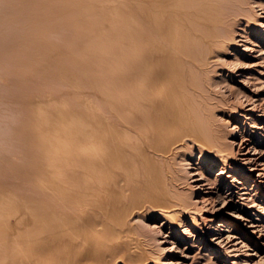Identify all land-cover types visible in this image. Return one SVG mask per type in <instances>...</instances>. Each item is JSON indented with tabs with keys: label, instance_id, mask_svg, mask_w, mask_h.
Instances as JSON below:
<instances>
[{
	"label": "bare ground",
	"instance_id": "obj_1",
	"mask_svg": "<svg viewBox=\"0 0 264 264\" xmlns=\"http://www.w3.org/2000/svg\"><path fill=\"white\" fill-rule=\"evenodd\" d=\"M18 1H19V3H21L20 4L21 6H23L24 3L27 2V4L29 6L27 4H25L28 6V7L26 6L27 8H25V9L27 10L29 8V10H27V11H29L31 13V16H30V13H28V17L30 16L28 19L30 20V18H32L31 24H28L29 27L27 26V29L30 28V29H28L29 33L27 30L21 29L22 31L23 30L27 31V33L23 32L24 34L22 36H19L20 37L19 42H18L19 37L14 36L16 33H14V31L10 32L11 35L14 33L13 36L16 38V41H17V43L14 42L15 44H13L12 41L10 43L15 45V50L20 51V52L22 51L21 53H23V52H25L24 49L27 47L26 46L24 48L25 45L28 44V46L31 47V45H36V43H38V41L36 40L38 38H37L35 31L36 32L39 31L37 29L39 28L38 26L41 25L40 20L42 19V21H43V19H46V18H47V21L50 20V18L54 19L55 18V16H54L55 12L53 11L54 10L53 0H30V1L28 0L26 2H25V0H18ZM61 1H62L61 5H63V7L65 6V8H66V4H67L66 0H61ZM107 1H109V0H107ZM123 1H127V0H123ZM227 1L229 2V0H227ZM6 2H7V0H6ZM6 2H5V4H6ZM10 2L12 3L13 1H10ZM72 2H73V0H72ZM76 2H77V0H76ZM84 2H85V0H84ZM222 2H223L222 0H215L214 6L212 8L210 6V8H209L210 13L206 12L205 9L207 8V6L206 5L204 6L203 4H201L202 6L198 9L197 8H191L190 12H188V14H187L190 26H188V29H187L188 32H186L185 31L186 29L184 28L185 29L184 32H186V34H183L182 27L177 22V17L175 16V13L173 12L174 11L173 5L169 4V2H167V0H129L130 6L127 5V8H128V6L131 7L132 18L134 19V21L132 23V27H129L130 23L128 26V28H131V34H127V33L126 34L129 36L130 35L132 36L131 38L133 40L130 39L131 43H129L128 45L134 49V52H135V54H137V56H136V64L133 63L134 68L132 67L131 70L129 69L130 70L129 74H131V75H129L128 73L124 74L123 71L122 72L119 71L120 73L124 74L123 75L124 79L123 80L120 79V80H122V82L120 83V81H119V83H117V85L118 84H120V85L115 88V97L118 96L119 99H120V97H125L127 99L124 103L116 105V107H115V121L117 122V123L115 122L116 124H114L115 128L114 127H108L109 125H107V123L108 124L112 123V121L106 122V120H105L106 117L103 116L105 118L104 119L102 117V115H100L101 113L98 112V110L96 108L89 106V104H84V102L81 100L82 98L75 96V95H72V94H71L72 97H70L67 92L66 93L68 95L56 97V102H55V104H57L56 108L60 113H62L63 116L67 117L66 123L69 126L82 125L84 123H88L90 126L88 129H83V130L79 129L80 132L79 131L77 132V130H76L79 127L76 129H73L74 130V131H72L73 133H70V135H67L69 137L66 136L67 137L66 143H68L67 144L68 149L65 151L67 153L66 156H68V157H67L65 162H66V165H68V164L71 165L70 166V175H67L64 177H57V178H56V176H54L55 179L54 178L53 179H54L55 184L51 183V185L55 186L52 188H56V190H54L52 192H47V191L43 192L42 191V192L38 193L37 189H39V188L35 186L36 185L34 183L35 179H34V181L32 180L33 182L31 184L28 183V185H27V182L21 181L23 179V178L20 179L21 175H20V177L19 176L15 177L14 176L15 172L11 173L13 175H11L10 173L6 174V171L7 172L11 171L12 168L9 167L10 170H8V168H6V167H8V164L5 165V164L1 163V165H0V264H149L151 262H153L154 264H158V263L162 264V261H160L159 258L155 259L154 257H152V258H154V259H152L150 257V254H148V253L151 250L149 252H147V250H146L147 248H144L143 243H142L144 241V239L142 241L141 240L142 238L140 237L143 234H141V232H140V234H141L140 236H138V237L135 236V233L137 231L135 228L137 226H139L140 222H141V221L138 222L139 223V225H138L136 221H139V219H142L146 213L156 214V215L160 214L161 219L164 220L165 223L167 222V223H170L172 225V227L170 229L175 230V228L177 226H179V223H178L179 221L178 222L176 221V215H177L176 213H179L180 216H182V218L184 220L187 219L189 221V219H191V220H193L194 223L196 222V218H195L196 216L193 217L194 214H192V212H194V211L191 209V206H190L191 203H189L190 205H188L187 204L188 202L185 204V203H182L181 201H179V199L181 200V198L178 197L179 196L178 194H177L178 195L177 197L179 199H176L175 194L173 195L171 192L172 187H173V189L176 187V186L172 185L173 184V179H172L173 176H171L169 171L162 169L160 167V164L162 162H166L169 159V157L176 156L179 152L182 153L183 148L184 149L185 148H192V149H195L196 151H198L200 154L199 164L205 170H207L208 167L215 168L219 162L222 163V168L219 171L218 176H222V177H220V183L221 184L225 183L227 185L226 189L228 190V192L226 193L228 196V198L226 199L227 203H226V201H223L222 202L223 206H225L226 204H229V203L231 205L234 198H236L237 201L249 200L248 197L247 198L245 197L246 195L249 194L248 192H246V190L251 189L252 186L247 187V182L245 183V182L241 181V180H244V178L241 175V172H239L236 169L230 168L229 165H227V161L231 160L234 156L233 151L235 152V150H233V145L236 142L235 143L232 142L229 145V143H228L229 141L226 140L227 139L226 135L222 132L223 130L221 129L219 122H217L219 120H216L217 117L215 118V114H214L215 112H217V113H222V115L224 114V116H227L228 111L232 114H235V112L237 110L236 111H230V108H232V106L229 107V109H227L226 106H224V108H223L222 106H219L223 103L219 102L220 104L218 103V105H217L215 102H213L214 100L211 101L212 100L211 97H209V99L211 98V100L207 99L208 96H212V94L215 92V90L213 93L209 92L211 95H208V93H207L208 90L206 91V89H203L205 94L203 93V90H202L203 95L200 94L201 92L199 93V95L195 94V99H196L197 105H196L195 110L190 112V109L188 108L189 106L187 105V100H186V103H185V100H183V98H184L183 93L184 92H182L180 85H179L180 81L178 80V76H179L177 73L178 69H176V66L174 65L173 60H172L176 56V54L180 52V54H183L187 59H189L188 61H190V64H192L193 67L195 66L197 69L204 71L205 69L209 68V65L211 62L212 63L217 62L216 60H218L220 58V56L218 58L217 55H223L224 51L226 52L229 50L230 42H233L235 40L234 30H235V24L237 25L238 22L236 23V21H235V23H234V21H232L231 17L229 16V14L231 15L232 13H234L233 11L231 13L228 12L229 9L231 11L230 6L228 7L229 9L227 8V10H226L229 14L225 13V11H223V8H222L223 6L221 7V5L225 2H223V3ZM230 2H231V0H230ZM122 3L123 2L121 1V4L118 2L116 4L123 5ZM126 3L128 4V2H126ZM68 4H69V2H68ZM226 5L228 6L227 2H226ZM82 6H80V7H82ZM107 6H109V5H107ZM227 6H225V7H227ZM225 7H224V9H225ZM77 8H78V6H77ZM121 8H123V7H121ZM22 9L24 10V8H22ZM22 9H19L21 13L23 11ZM63 9H60V10H62L61 13H63L65 15L66 10H63ZM111 9H113V8H111ZM10 10L11 9H9V11ZM15 10H18V9H15ZM87 10H88V8H87ZM120 10H122V9H120ZM85 11H86V9H85ZM123 11H122V13H124ZM4 12H6V11H3V13ZM32 12H33V15H32ZM46 12H48V14ZM52 12H54L53 13L54 18L52 17ZM21 13H20V15H22ZM91 13H93V11ZM4 14H6V13H4ZM16 15H18V14H16ZM26 15L24 13V16H26ZM109 15H111V14H109ZM232 15H233V18L237 19L236 16L234 17L235 13ZM12 16H10V17H12ZM123 16H125V15H123ZM123 16H119V17L124 18ZM7 17H9L8 14H7ZM57 18L60 19V17H57ZM128 18L129 17H127V19ZM14 19H17V18H14ZM24 19L26 20V18H24ZM6 20L8 22V19H6ZM19 20H21V19H19ZM22 20H23V18H22ZM62 20H63V17H62ZM75 20H76V18H75ZM34 21L36 23H34ZM123 21H125V20H123ZM10 22H11V20H10ZM51 22H49V25ZM58 22L59 21H56V23H58ZM79 22L80 21L78 20V23ZM15 23L18 24L17 22H15ZM15 23H14V25H15ZM19 23H21V22H19ZM44 23H45V21H44ZM25 24L27 25V22ZM31 25L33 27H31ZM49 25H48V27H49V29H51V26H49ZM67 25H68V23H67ZM71 25H72V23H71ZM7 26H8V24H7ZM16 26L20 27L19 25H16ZM22 26H23V24L21 25L20 28H23V27L26 28V26H23V27ZM63 26H62V28H63ZM73 26L74 25H72V27ZM48 27L46 26V28H48ZM67 27H69V26H67ZM78 27H80V26H78ZM10 28L12 29V27H10ZM15 29H12V30H15ZM41 30L42 29H40V31ZM74 30H76V29L74 28ZM18 31H16V32H18ZM22 31L19 32V34L20 33L22 34ZM126 31L130 32V29L126 30ZM63 32H65V30ZM40 33H38V34H40ZM79 33H81V32H78V35H79ZM28 34H30V35H28ZM43 34H45V33H43ZM16 35H18V33ZM13 36L10 37L11 38L10 40H13ZM0 38H2V37H0ZM125 39H127V38H125ZM180 40L182 42H180ZM237 40H236V42H238ZM129 41L127 39V43ZM45 42H46V40H45ZM61 42L63 43V41H61ZM61 42L59 41L58 43H61ZM236 42H234V43H236ZM243 42H245V41H243ZM7 43H9V42H7ZM50 43H49V45H50ZM58 43H57V45H58ZM125 43H126V40H125ZM125 43H124V45H125ZM3 44H4V42H3ZM12 44L11 45L8 44L10 49L9 48L7 49L6 47H4L8 50V51H6V49H5L6 54L8 52L10 53V51L13 52V49L11 50V48H13ZM42 44H44V42ZM1 45H2V43H1ZM128 45L126 46L127 48L129 47ZM30 47H29V49H30ZM66 47H67V45H66ZM31 49H33V47H31ZM33 50H35V49H33ZM33 50L31 52H33ZM42 50H40V51H42ZM40 51L37 50L38 55H39ZM222 51H223V53H222ZM27 52H30V50ZM60 52H61V50H60ZM47 53H48V51H47ZM128 53H131L130 50ZM0 54H1V52H0ZM10 54H12V53H10ZM14 54H15V52H14ZM131 54H133V53H131ZM7 55H9V54H7ZM1 56L3 58V56H5V55H1ZM6 56H5V58H6ZM36 57L34 59H32L33 61L31 59H29V62H27L26 59L23 60L22 58H19V61H17V62H19L17 69H16V65L15 66L13 65L14 64V63H12L13 61H11V64L16 69L13 72L16 73V71H17L18 74L17 73L15 74L12 72H11L12 74L10 73L11 77L18 75V76H20L21 80L25 79L23 81H27L29 79H32L31 86L27 85L28 84V82H27V84H25V87H24L26 89V87L28 86L27 87L28 90L27 89L26 90L24 89V90L27 91L28 94H30L29 96L28 95H26V96H28V98L30 97L31 99L30 98L29 99L31 101L26 100L27 103H26V101H24L25 102L24 103V102H22L21 98H19V99L15 98L14 100L12 98L13 101L11 100L13 102V105L14 104L17 105V108L19 109V111L21 109H23V111L26 110V112L28 111V113H30L29 115H27V113H26L27 117L26 116L25 117L28 120L27 125L29 127H31L32 129L35 127V121H34L35 119L33 118V116L35 117L34 114H36L35 118H38L39 116L37 117V115H38L37 112H35V113L33 112V108L35 109L36 108L35 105H38V104H35V102L32 101L33 96L31 93H33V91L35 90V87L39 86V85L36 86V83L39 80V78L36 75L37 73L32 74V75H30L31 74L30 73V74L26 75L25 71L23 69H25V67H27V68L30 67V68H32V70L35 69V63H36V61H38L36 59ZM230 57H232V56H230ZM7 58H9V57H7ZM216 58H218V59H216ZM235 58H237V57H235ZM0 59H1V57H0ZM126 59H127V57H126ZM221 59H223V58H221ZM30 60H31V62H30ZM121 61H122V59H121ZM134 61H135V59H133V62ZM43 62H44V60H43ZM124 63H125V60H124ZM127 63L129 64V62H127ZM220 63H221V61H220ZM239 64H241V63H239ZM8 65L5 68L8 69L9 68ZM13 66L11 68H13ZM38 66H40V65H38ZM123 66L125 67V64ZM130 66H132V64ZM3 67H4V65H3ZM213 67H215V66H212L211 68H213ZM236 67H237V65H236ZM68 68H69V66H68ZM126 68H124L123 70H125ZM184 68H185V66H184ZM240 68H242V67L240 66ZM7 69H6V71H7ZM119 69H122V68H119ZM214 70H216V68H214ZM211 71H210V73H211ZM8 72H10V71H8ZM8 72H6V74H9ZM30 72H31V70H30ZM119 72L117 71V73H119ZM126 72L127 71L125 70V73ZM220 72H221V69H220ZM117 73L115 76L118 75ZM216 73H215V75H216ZM51 74H53V73H51ZM9 75H8V77H9ZM119 75H121V74H119ZM217 75H218V73H217ZM18 76L16 78H18ZM211 76L209 75V77H211ZM11 77H9L8 79L11 80V82H12V80H14V79L13 78L10 79ZM207 77H208V75H207ZM207 77L201 78L203 81L202 84L205 88H209L211 90L210 87L213 85L212 84L213 82L210 84L211 80H209V83H208ZM212 77H214V76H212ZM35 78H38V80ZM16 81H17V79H16ZM43 81L44 80L42 79L41 85H43ZM19 82H21V81H19ZM44 82L46 83V81H44ZM194 82H195V80H194ZM199 82L201 83V80H199ZM16 83L17 82H15L14 84H16ZM21 83H23V82H21ZM24 83H26V82H24ZM8 84H11V83H8ZM38 84H40V82ZM220 84H217L216 90H217L218 85H220ZM18 85H19V83H18ZM21 85H20V87L23 90L22 86H24V85H22V86ZM48 85H50V82ZM52 85H50V86H52ZM44 87H48V86H44ZM44 87H41V88L38 87V91L40 92L41 90H43ZM220 87H222V86L220 85ZM5 88L7 89V87H5ZM50 88H48V89L45 88V90H47V92H48ZM11 89H10L11 92L7 93V95L11 94L13 92ZM17 89H18V91H20L19 88H17ZM17 89L15 88V90H14L16 94H18V92L16 91ZM52 89L50 91H53ZM214 89H215V87H214ZM36 90H37V88H36ZM5 91H7V90H5ZM50 91L48 93L52 94L53 92H50ZM22 92H19V94H21ZM27 92H25V93H27ZM60 92H61V90H60ZM220 92H222V90ZM25 93H24V95H25ZM63 93H65V92H63ZM5 94H6V92H5ZM35 94H34V96H35ZM43 94H44L43 92H42V94L39 93V95L42 96L41 98L44 99L46 97L45 95H47V94H46V92H45V95H43ZM51 94L48 95V97L51 96ZM60 94H62V93H60ZM215 94H217V96L219 95V93H214V96H215ZM7 95H5V96H7ZM230 95L233 96L234 93H231ZM16 96H18V95H16ZM22 96L19 95V97H22ZM43 96H45V97H43ZM214 96H212V97L216 98V96L215 97ZM220 96H221V93H220ZM222 96H223V94H222ZM12 97H14V96L12 95ZM25 97H23V100H25L24 99ZM37 97H40V96L37 95ZM37 97H36V99H37ZM118 97H116V98L118 99ZM223 97L226 98V96H223ZM41 98H39V99H41ZM52 98H54V97H52ZM224 98H223V100H224ZM242 98H244V97H242ZM248 98H249V96L248 97L246 96L244 101H246L247 104H250V103H248V102H250ZM7 99H9V98H7ZM51 99H49L50 102H51ZM195 99H194V102H195ZM216 99H218V98H216ZM219 99H221V98H219ZM34 100H35V97H34ZM44 100H46V99H44ZM221 100H218V101H221ZM225 100H227V99H225ZM47 101H48V99H47ZM39 102H40V100H39ZM50 102H49V104H50ZM116 102H117V100H116ZM118 102H120V100H118ZM189 102H190V100H189ZM260 102H262V100ZM4 103H6V102L4 101ZM22 103H24L25 105L27 104V105L24 106V104L22 105ZM45 103H46V101H45ZM45 103H43V104H45ZM194 104H196V103H194ZM228 104H229V102L227 103V106H228ZM253 104H256V103H253ZM6 105H9L8 102ZM13 105H11V106H13ZM242 105H243V103H242ZM244 105H245V102H244ZM261 105L260 104L259 105H253L252 107L249 105L250 108H247L246 111L252 112V114L254 116L257 112L261 113L256 118H260V122L264 124V111L261 110V108H260ZM11 106H8V107H10L12 109ZM45 106H46V104H45ZM45 106H42V107L45 108ZM245 106H247V105H245ZM40 107H41V105H40ZM40 107L38 105V109ZM46 107H48V106H46ZM240 107H241V105H240ZM17 108H16V110H17ZM234 108H236V107H234ZM262 108L264 109V107H262ZM106 109H107V107H106ZM6 110H7V108L5 109V111ZM46 110H44V111H46ZM125 110H128V111L131 110L132 113L133 112L135 113V111H136L138 113V119H137V121L135 120L136 122L134 125L136 127L135 129L134 128L132 129L131 125H130V128L127 127V125L124 123H127L128 120H126V121L122 120L118 116V111H125ZM191 110H192V108H191ZM44 111H43V113H44ZM53 112H54V110H53ZM8 113H9V111H8ZM32 113H33V115H32ZM124 113L128 114L127 112H123L122 114H124ZM120 116L122 117V115H120ZM41 117H42V115H41ZM111 117H113V116H111ZM128 117L130 118V115ZM39 119H40V117H39ZM42 119H44V118H42ZM230 119L233 120L234 116L233 115H232V117L230 116ZM39 121L41 122V120H39ZM49 121H52V120L49 119ZM129 121H130V119H129ZM131 122H134V121L131 120ZM220 122H222V121H220ZM227 123H228V121H227ZM4 124H5V122H4ZM37 124L38 123H36V125ZM131 124L133 125V123H131ZM111 125H113V124H111ZM124 125H126V126H124ZM44 126H46V125H44ZM1 128H0V130H1ZM258 128H260V127H258ZM5 131H7V130L5 129ZM18 131L19 130L15 129V130H13V133L14 132L18 133ZM20 131H22V130H20ZM36 131L34 130V132H36ZM10 132H12V131H10ZM24 132H25V130H24ZM34 132H33V134H34ZM254 132L255 131H249L248 130L247 133H248V135H250V134H253ZM0 133H2V132H0ZM7 133H8V131H7ZM7 133L5 134L6 136L8 135ZM26 133H28V132H26ZM238 133H239V130L234 129L232 131V133L230 134V137L228 136V138L235 139V138H237ZM19 134H21V133H19ZM16 137H19V136H16ZM28 137L30 138V141H33L34 135H30ZM3 140H4V138H3ZM247 141H248V137L243 135L240 139V142L238 143L239 146L242 145V147H243L241 151L245 150V145H246ZM255 141H256V138H253L252 143L254 144ZM15 142H16V140H15ZM25 143L26 142L19 143V144H25ZM231 144H232V147H230ZM13 145H16V144L13 143L12 146ZM13 147L15 150V146H13ZM236 147H238V146H236ZM17 150H18V147H17ZM251 150H250L251 153H249V150H246V152L244 151L245 153L243 152L244 153L243 156H246V157L244 159L242 158V160H245L244 161L245 164L249 165L247 172H249L251 174H255L257 172L256 176H258L259 179H264V163L262 162V161H264L263 160L264 150L262 151L259 149V151H261V152H258L256 150V146L252 147ZM4 151H6V150H4ZM3 154H5V153H3ZM13 154L16 155L15 152H13ZM1 155H2V153H1ZM21 156H23V155H21ZM21 156H20V158H21ZM1 157H0V159H2ZM28 157L29 156H27V158ZM53 157H55V155ZM88 157H91L92 160H94V162H91L92 160L90 161V159ZM2 160H6V158L2 159ZM87 160H89L90 162L86 163V162H88ZM13 161H14V159H13ZM179 161L183 162L184 159H182V160L180 159ZM15 163H17V162H15ZM63 163H64V160H63ZM45 164H47V163H45ZM61 164H62V162H61ZM177 165H178V162H177V164H174L173 166L176 168ZM88 166H89V169H87ZM166 166L168 167V165H165L164 167H166ZM173 166H172V168H174ZM16 167H18V166H16ZM16 167H14V168L16 169ZM56 167L58 169V163H57ZM60 167H61V165H60ZM177 167H179V166H177ZM27 168H29V167H27ZM175 168H174V170H175ZM43 169H44V167H43ZM67 169H68V167H67ZM67 169H65V170H67ZM171 170H173V169H171ZM177 170H179V169H177ZM227 170L232 171L234 173V177H231L229 175L230 173L227 172ZM33 171H34V169H33ZM210 172H211V170H210ZM18 173H19V171H18ZM55 174H56V172H55ZM37 175H39V174H37ZM57 176H58V174H57ZM174 176H175V174H174ZM32 178H33V176H32ZM174 178H176V176ZM227 178H231L230 181L227 180ZM246 178L247 177H245V179ZM42 179H44V178H42ZM178 181H181V178ZM254 182L260 183L261 181L256 180ZM183 183L181 182V184H179V185L181 186ZM51 185H50V187H51ZM166 186H167V188L169 187V189L171 191L168 192ZM199 186H205V185H204V183H202V185H199ZM197 187L198 186H196V188ZM198 188H202V187H198ZM207 188H209V187H203L201 189L202 191H200V192L206 191L205 193L208 195H215V196L219 195V190H220L219 188L215 187L213 189V191L206 190ZM263 189H264V187H263ZM239 191H241V192H239ZM179 192H181V190ZM36 198L41 200L40 204H36ZM185 200H187L186 197H185ZM251 206H255V205H251ZM198 216H199V214H198ZM232 219H237L236 221L237 222L240 221V223H244L246 221V226H248V228L251 229L250 234L257 235V233L264 231V229L262 230L261 226H259L257 224V222L260 220L259 218H254V219L250 220L251 218L247 219L241 215H233ZM135 224H137V226ZM196 225H197V223H196ZM134 226H136V227L134 228ZM220 226H223V225H219V227ZM141 228H142V226H140L139 231L141 230ZM139 231H137V234L139 233ZM225 231L226 232L230 231L233 233V235H235V233H236L235 230L232 231L231 227L228 230L227 229L221 230L218 228V229L212 230L213 235L210 238L203 237L200 240V244L203 245L202 250H204L205 248L211 247L215 244L219 248H222L221 251H216L215 249L214 250L212 249L213 250L212 254L214 256L213 257L214 259L217 258L218 256H221V255L223 256L224 254H227L228 256H233L230 254L235 251V249H232V248L235 247L237 244V243H233L237 239V237L236 236L233 237V235H232L231 239L228 238V240L224 243L225 237H224L223 232H225ZM169 234L173 235V232H170ZM182 234H183V237H181L180 242H184L185 244H188L191 241L197 240L198 236L201 234V230L199 228H197V226H195V224H194L192 226V228L184 229V231H182ZM146 236H147V234H146ZM142 237L143 238L145 237V232H144V236H142ZM146 240H147V238L145 239V242H146ZM147 242H148V240H147ZM146 247H149V246H146ZM186 249H187V247H186ZM183 253H184V251H183ZM184 256H186V255H184ZM200 256H202V254ZM200 256L198 258H200ZM208 260H210V259H208ZM163 264H174V263L172 261H167Z\"/></svg>",
	"mask_w": 264,
	"mask_h": 264
},
{
	"label": "rangeland",
	"instance_id": "obj_2",
	"mask_svg": "<svg viewBox=\"0 0 264 264\" xmlns=\"http://www.w3.org/2000/svg\"><path fill=\"white\" fill-rule=\"evenodd\" d=\"M10 1H13V2L11 3ZM26 1H28V0H25V2ZM121 1L123 2L122 4L124 6L120 5ZM121 1L120 0H118V1L117 0L116 1L115 0H109V1H107V0H91V1L87 0L86 1L85 0V2H84V0H77V2H76V0H73V2H72V0H66L67 4H66V8H65V6L63 7V5H61V2H62L61 0H55V1L53 0V8H54L53 11L55 13L52 12V17L54 18V16H55V18L54 19L50 18V20H48V21H47V18L43 19V21H42V19L40 20V24L42 26L39 24L40 26H38L39 28L37 29L39 31H37V32L35 31L37 38H38V39H36L38 41V43H36L37 46L31 45V47H33V49H35V50L31 49V47L28 46V44H27L24 46V48L26 46L27 47L25 49L23 48L25 50V52L21 53L22 51L20 52V51L15 50V45H13V44H15L14 42L17 43L16 38H15L16 36H18V37L22 36L25 32L27 33L28 29H30V28L27 29V26L29 27L28 24H31V21H32L31 20L32 18H30V20L28 19L31 16V13L29 11H27V10H29V8L27 10L25 9L29 5L26 2V3H24V5H23L24 7H23L20 5L21 3H19L18 0H7V2H6V0H0V32L2 31L0 33V37H2V38H0V52H1V54H0V57H1V59H0V63H1L0 64V76H1L0 77V99L2 98L0 100V122H1L0 128L2 127L0 130V132H2V133H0V137H1L0 138V157L2 156L1 157L2 159L6 158V160L0 159V161H1L0 165H1V163L5 164V165L8 164V167H6V168H8V170H10V168H12L11 169L12 172L6 171V174L7 173L11 174V173L15 172L14 173L15 177H18V176L20 177V175H21L20 179H22V178L24 179V180L22 179L21 181L27 182V185H28V183L31 184L35 179V181H34V183L36 184L35 186L38 187L40 190L42 189L41 191L39 189H37L38 193L42 192V191L43 192H46V191L52 192V191L56 190V188H52L55 186L51 185V183H54V179H55L54 176H56V178H57V177H64V176L70 175V166L71 165L70 164L66 165V162H65L67 157H68V156H66L67 153L65 151L68 149V145H67L68 143H66V139L69 136H67V135H70V133H73L72 132V131H74L73 129H76L78 127L79 128L76 129L77 132L79 131V129L80 130L88 129L90 126L88 123H84L82 125L69 126L66 123L67 117L63 116L62 113H60L56 108L57 107L56 106L57 104H55L56 97H59V96L61 97V96L68 95V94L70 97H72L71 94L78 96V97L82 98L81 100L84 102V104H89V106L96 108L98 110V112L101 113L100 115H102V117L105 116L106 119L104 117L103 118L106 120V122L112 121V123H109V124L107 123V125H109L108 127H114L115 126L114 124L117 123L115 121V107H116V105L124 103L127 98L120 97V99H119V97L116 96V97H118V99H117L115 97V88L120 85V84L117 85V83H119V81L121 83L122 80L124 79L123 75L127 74V73L129 74V71L131 70V68L132 67L134 68V64H136V56H137V54H135V52H134V49L128 45L129 43H131V40H133L131 38L132 37L131 35L130 36L127 35V34H131V28H128V26L130 23L129 27H132V23L134 21V19L132 18L131 7H129L130 6L129 0H127V1L121 0ZM222 1L225 2V3L222 2L223 4L221 5V7L223 6L222 7L223 11H225V13H228V12L231 13L233 11L235 13L234 17L236 16V18L238 19L237 20V19L233 18L232 14H234V13H232L231 15L228 13L229 16L231 17V20L234 21V23H235V21H236V23L238 22L237 25L235 24V30H234L235 40L233 42H230L229 50L226 52L224 51V53L222 51L223 55H217L218 58L220 56L219 59L216 58V59H218V60H216L217 62H215V63L211 62L212 64L210 63V65H209L210 69L207 68L204 71L197 69L195 66L193 67V65L190 64V61H188L189 59H187L183 54H180V52L177 53L176 56L172 60H173L174 65L176 66V69H178L177 73L179 75L178 76V80L180 81L179 85H180L182 92H184L183 93V95H184L183 100H185V103L187 100V105L189 106L188 108L190 109V112L194 111L196 108V105H197V102L195 99V94L199 95L200 92H201L200 94H202V95H203V93L205 94L203 89H206V91L208 90V92H207L208 95H211L210 93H213L214 90H215L214 93H219L218 96H217V94H215L216 98H218V99L212 97V96H214V93L212 94V96L207 95L208 96L207 99H209V97H211L212 100H211V98L209 100H211V101L214 100L213 102H215L217 105L219 102L223 103V104L219 105V106H222L223 108H224V106H226L227 109H229V107L232 106V108H230V111H236L237 110L235 112V114H232L228 111L227 116H224V114L222 115V113H217V112H215L214 114H215V118L217 117L216 120H219L217 122H219V125H220L221 129L223 130L222 132L226 135V138H227L226 140L229 141L228 142L229 145L232 142H234V143L236 142L233 145V150H235V152L233 151L234 156L231 160L227 161V165H229L230 168L236 169L239 172H241V175L244 178V180H241V181H243L245 183L247 182V187H251V186L252 187H251V189L246 190V192H248L249 194L246 195L245 197L246 198L248 197L249 200L237 201V199L234 198L231 205L229 203V204H226L225 206H223L222 205L223 201H226V203H227L226 199L228 198V196L226 193L228 192V190L226 189L227 185L225 183H222V184L220 183V177H222V176H218V173L222 168L221 162H219L215 168L208 167L207 170H205L199 164V162H200L199 152L196 151L195 149H192V148H185L187 151L183 148L182 153L179 152L180 153V154L178 153L179 155L177 154L176 156H171V157H169V159L166 162H162L160 164V167L162 169H165V170L170 172L171 176H173L172 177V179H173L172 185L176 186L174 189L172 187V191L169 189V187L167 188V186H166L168 192L171 191L173 195L175 194L176 199L181 198V200L179 199V201H181L182 203L186 204L188 202L187 203L188 205H190L189 203H191L190 206H191V209L194 211V212H192V214H194V216L192 214L191 215L193 217L196 216L195 217L196 222L194 223L193 220H191V219H189V221L187 219L184 220L182 218V216H180L179 213H176L177 214V215L175 214L176 215V221L177 222L179 221L178 222L179 226H177L176 227L177 229L175 228V230L170 229L172 227V225L170 223H167V222L165 223V221L161 219L160 214L156 215V214L146 213L142 219H139V221H136L138 225H139L138 222L141 221L142 223L140 222L139 226H137V224H135L137 227L134 226V228L136 227L135 229L137 231H139L140 226H142V228H141L142 231L140 230L139 233L137 234V231L134 229L136 231L135 236L138 237L141 234H143L142 236H144V232H145L144 238L142 236H140L142 238V239L140 238L142 241L144 239V241L142 242L144 248H147L146 249L147 252H149L151 250L148 253V254H150V257L151 258L154 257L155 259L159 258L160 261H162V264L167 262V261H172L174 264H264V236H263L264 231L257 233V235L250 234L251 229L248 228V226H246V221L244 223H240V221L239 222L236 221L237 219H232L233 215H241L247 219L251 218L250 220H252L254 218H259L260 220L257 222V224L259 226H261L262 230L264 229V189H263L264 179H259L258 176H256L257 172L255 174H251V173L247 172L249 165L245 164V162H244L245 160H242V158L244 159L246 157V156H243L244 153L246 152V150H249V153H251V151H252L251 149L254 146H256V150L258 152H261V151H259V149L262 151L264 150V124L260 122V118H256L261 113L257 112L254 116L252 114V112L246 111L247 108H250V106L252 107L253 105H259V104L260 105L262 104L260 108L262 111H264V109L262 108V107H264L263 106L264 105V36H263L264 35V0H231V2H230V0H229V2L227 0H222ZM5 2L7 5L5 4ZM68 2H69V4H68ZM115 2L116 3L118 2L120 4H116ZM126 2H128V4ZM167 2H169V4H171V5H173V9H174L173 12L175 13V16L177 17V22L181 25L183 34H186V32H188V30H187L188 26H190L187 14H188V12H190L191 8H197L198 9L202 6L201 4H203L204 6L205 5L207 6V8L205 9L206 12H209V8H210V6H211V8L214 6L215 0H172V1L167 0ZM226 2L228 4V6L226 5ZM25 4H27L28 6ZM107 5H109V6H107ZM127 5H129L128 8H127ZM224 5L227 7H225ZM77 6H78V8H77ZM80 6H82V7H80ZM229 6L231 8V11L228 8ZM121 7H123L124 9ZM224 7H225V9H224ZM22 8H24V10ZM84 8L86 9V11ZM87 8H88V10H87ZM111 8H113V9H111ZM227 8L229 9L228 12L226 11ZM9 9H11V10L9 11ZM13 9L14 10L18 9V10L14 11ZM19 9L23 10V11L21 10L22 13L20 12ZM60 9L66 10V12H65L66 16L63 13H61L62 10H60ZM120 9H122V10H120ZM91 10L93 11V13H91L92 12ZM3 11H6V12H4L6 14H4ZM122 11L124 13H122ZM23 12L25 13V15L26 14L27 15L24 16ZM20 13L22 15H20ZM28 13H30L29 17H28ZM46 13L48 14V12H46ZM53 13H54V16H53ZM7 14L9 17H7ZM16 14H18L19 16ZM109 14H111V15H109ZM32 15H33V12H32ZM123 15H125V16H123ZM10 16H12V17H10ZM56 16L60 17V19L57 18ZM119 16H123L124 18L119 17ZM62 17H63V20H62ZM127 17H129V18L127 19ZM14 18H17V19H14ZM18 18L21 20H19ZM22 18L24 21L22 20ZM24 18H26V20ZM75 18H76V20H75ZM6 19H8V22ZM10 20H11V22H10ZM78 20L81 22V23L79 22L80 24L78 23ZM123 20H125V21H123ZM14 21L17 22L18 24H16ZM44 21H45V23H44ZM56 21H59L61 24L59 22L56 23ZM19 22H21V23H19ZM26 22H27V25L25 24ZM49 22H51L50 25H49ZM14 23H15V25H14ZM34 23H36V22L34 21ZM67 23H68V25H67ZM71 23H72V25H74L73 27H72ZM7 24H8V26H7ZM22 24H23V26H26V28L23 26H22L23 28H20ZM16 25H19L20 27H18ZM48 25L51 26V29H49ZM9 26L12 27V29H15V28L16 29L12 30ZM46 26L48 28H46ZM62 26H63V28H62ZM67 26H69V27H67ZM78 26H80V27H78ZM31 27H33V26L31 25ZM74 28L77 31L74 30ZM21 29H24L27 31H24V30L22 31ZM40 29H42L43 31L42 30L40 31ZM129 29H130V32L126 31ZM64 30H65V32H63ZM184 30L186 32H184ZM11 31H14V33H16V34L18 33V35L15 34L14 35L15 37H14L13 36L14 33L12 35L10 34ZM16 31H18V32H16ZM21 31H22V34L21 33L19 34V32H21ZM78 32H81V33H79V35H78ZM28 33H29V31H28ZM38 33H40V34H38ZM43 33H45V34H43ZM28 35H30V34H28ZM11 36H13V40H10ZM125 38H127L128 41L130 39L131 40L127 43V39H125ZM45 40H46V42H45ZM125 40H126V43H125ZM236 40L238 42H236ZM242 40L245 42H243ZM2 41L4 42V44ZM11 41L13 44L10 43ZM19 41H20V37L18 39V42ZM59 41L60 42L63 41V43L62 42H61L62 44L58 43ZM7 42H9V43H7ZM43 42H44V44L45 43L46 44L45 45L42 44ZM123 42L125 43V45ZM180 42H182V41L180 40ZM234 42H236V43H234ZM1 43L3 46L1 45ZM49 43H50V45H49ZM57 43H58V45H57ZM8 44H10V45L12 44V46H13V48H11V50L13 49V52L10 51V53H12V54H10L9 52L7 53L10 56L7 55L5 52V49L9 48ZM126 44L129 46L128 48L126 47L127 46ZM66 45H67V47H66ZM4 47H6V48H4ZM29 47H30V49H29ZM7 49H6V51H8ZM28 49L30 50V52H27V51H29ZM36 49L38 51L43 49L42 51L39 52L40 56L38 55V52ZM32 50H33V52H31ZM60 50H61V52H60ZM129 50L134 55L131 53H128ZM47 51H48V53H47ZM14 52H15V54H14ZM1 55H5V56L7 55V56H6V58H5V56H3V58H2ZM230 56H232V57H230ZM7 57H9V58H7ZM35 57L38 60L35 63V69L32 70V68H30V67L29 68L25 67V69H23L25 71L26 75L30 74V73H31L30 75L37 73L36 75L40 80L39 81L38 78H35L40 82V84H38L39 82L37 81L36 86L37 85H39V86L35 87V90L33 91V93H31L33 96L32 101H34L35 104H38L39 107L41 105V107L39 109H38V105H35L36 106L35 109L33 108V112L34 113L37 112V114H38L37 117L39 116L40 119H39V117L35 118L36 114H34L35 117L33 116V118L35 119L34 120L35 121V127L32 129L31 127H29L27 125L28 120L26 118L27 115H29L30 113H28V111L26 112V110L23 111V109H21L19 111V109L17 108V105L14 104L15 105L14 106L13 102H12L15 98H17V99L21 98L22 102H24L26 100L31 101L30 100L31 98L30 97H29L30 99L28 98V96L30 94H28V92L25 90L26 89L28 90L27 85L31 86L32 79L28 78L29 80L23 81L25 79L21 80L20 76H18V75L17 76L19 79L16 78L17 77L16 75L14 77H11V74L15 73L13 71H15L18 67L19 62H17V61H19V58H22L23 60L26 59L27 62H29V59L32 60ZM126 57H127V59H126ZM235 57H237V58H235ZM221 58H223V59H221ZM121 59H122V61H121ZM133 59H135L134 62H133ZM31 60H30V62H31ZM43 60H44V62H43ZM124 60H125V63H124ZM219 60L221 61L222 64L220 63ZM11 61H13L12 63H14L13 64L14 66L16 65V69L11 64ZM127 62H129V64ZM239 63H241V64H239ZM2 64L4 65V67ZM8 64L10 66L12 65L14 69L11 68L12 66L10 67ZM124 64H125V67L123 66ZM131 64H132V66H130ZM7 65L10 69L5 68V67H7ZM38 65H40V66H38ZM236 65H237V67H236ZM68 66H69V68H68ZM184 66H185V68H184ZM212 66H215V67L211 68ZM240 66L242 68H240ZM119 68H122V69H119ZM124 68H126L125 69L127 71L126 73H125V70H123ZM214 68H216V70H214ZM6 69H7V71H6ZM220 69H221V72H220ZM30 70H31V72H30ZM209 70L210 71L212 70L211 73ZM8 71H10V72H8ZM117 71L118 72L123 71L124 74H122L120 72L117 73ZM6 72H8L9 74L11 72L12 73L9 75V74H6ZM214 72L215 73L217 72L218 75H217V73L215 75ZM16 73H17V71H16ZM51 73H53V74H51ZM116 73L118 74L117 76H115ZM119 74H121L122 76ZM8 75H9V77H11L10 79H12V78L14 79V80H12L13 83L11 82V80L8 79L9 78ZM129 75H131V74H129ZM207 75H208V77H207ZM209 75L214 76V77L211 76L213 79L211 77H209ZM202 77H205V78L207 77L208 83H209V80H211L210 84L213 82L212 83L213 87L212 86L210 87L211 90L209 88H205L203 86V84H202L203 81L201 79ZM41 78L44 81H46V83L43 81V85L48 86V87H44L43 85H41L42 84ZM16 79H17V81H16ZM120 79H122V80H120ZM194 80H195V82H194ZM199 80H201V83L199 82ZM19 81H21L23 83L26 82V83L23 84ZM15 82H17L16 83L17 85L14 84ZM27 82H28V84H27ZM49 82H50V85H52V84L53 85L52 86L48 85ZM8 83H11V84H8ZM18 83H19V85H18ZM21 84L24 86H22ZM25 84H27L26 89L24 88ZM217 84H220L222 87H220V85H218L217 90H216ZM20 85L22 86L23 90L21 89ZM5 87H7V89ZM38 87H40V88L44 87L43 90L46 92L47 95H45V92L43 90H41L39 92ZM214 87H215V89H214ZM15 88L16 89L19 88L20 91H18V89L16 90L18 92V94L15 93V91H14ZM36 88H37V90H36ZM45 88L46 89L50 88L49 91L53 88L52 89L53 91H50L53 93L52 94L48 93L49 91L47 92V90H45ZM10 89L13 92L11 94H8L9 95L8 96L7 93L11 92ZM5 90H7V91H5ZM60 90H61V92H60ZM202 90H203V93H202ZM221 90H222V92H220ZM22 91L23 92L25 91L27 93L24 92L25 93V95H24V93ZM5 92H6V94H5ZM19 92H22V93L19 94ZM42 92L44 93L43 95L46 96V97L43 96V97H45L44 99H46V100L41 98L42 96L39 95V93L42 94ZM63 92H65V93H63ZM60 93H62V94H60ZM220 93H221V96L223 94V96H226V98H224L223 96L221 97ZM231 93H234V95L233 96L230 95ZM34 94H35V96H34ZM50 94L54 98H52L51 96H49L50 97L49 98L48 95H50ZM5 95H7V96H5ZM12 95L14 97H12ZM16 95H18V96H16ZM19 95H21V96L23 95V96L19 97ZM26 95H28V96H26ZM37 95L40 97H37ZM246 96L247 97L249 96L248 99L250 102H248V103H250V104H247L246 101H244ZM6 97L9 98L10 100L7 99ZM23 97H25L24 98L25 100H23ZM34 97H35V100H34ZM36 97H37V99H36ZM242 97H244V98H242ZM12 98H13V100H12ZM39 98H41L42 100ZM219 98H221L222 100ZM223 98H224V100H223ZM38 99L40 100V102ZM47 99H48V101H47ZM49 99H51V102L49 101ZM115 99L117 100V102ZM194 99H195V102H194ZM225 99H227V100H225ZM118 100H120V102H118ZM189 100H190V102H189ZM218 100H221V101H218ZM261 100H262V102H260ZM4 101L6 103H4ZM27 101H26V103H27ZM45 101H46V103H45ZM225 101L227 103L229 102L228 106H227V103ZM7 102L9 105H6ZM49 102H50V104H49ZM193 102L196 104H194ZM244 102H245V105H247V106L244 105ZM24 103H22V105ZM43 103H45L46 106H48V107H46L45 104H43ZM242 103H243V105H242ZM253 103H256V104H253ZM11 105H13V106H11ZM26 105L24 104V106H26ZM240 105H241V107H240ZM8 106H11L13 110ZM42 106H45V108ZM106 107H107V109H106ZM234 107H236V108H234ZM6 108H7V110L5 111ZM16 108H17V110H16ZM191 108H192V110H191ZM44 110H46V111H44ZM53 110H54V112H53ZM8 111H9V113H8ZM43 111H44V113H43ZM123 112H127L128 114H126V113L122 114ZM26 113H27V115H26ZM32 115H33V113H32ZM41 115H42V117H41ZM110 115L113 117H111ZM120 115H122L123 118ZM129 115H130V118L128 117ZM232 115L234 116L233 120L230 119V116L232 117ZM118 116L122 120H125V121L128 120L127 123H124L127 125V127L130 128V125H131L132 129L136 128L134 126L135 122L138 119V113L136 111H135V113L134 112L132 113L131 110L130 111H128V110L118 111ZM42 118H44V119H42ZM49 119L52 121H49ZM129 119H130V121H129ZM39 120H41V122ZM131 120L134 122H131ZM220 121H222V122H220ZM227 121H228V123H227ZM4 122H5V124H4ZM36 123H38L39 125L38 124L36 125ZM131 123H133V125ZM111 124H113V125H111ZM44 125H46V126H44ZM126 125H124V126H126ZM258 127H260V128H258ZM5 129L8 131V133H7V131H5ZM15 129L19 130L18 133H15V132L13 133V130H15ZM232 129L233 130L234 129L239 130L238 136L235 139L228 138V136L230 137V134L233 131ZM20 130H22V131H20ZM24 130H25V132H24ZM34 130L35 131L37 130V131L34 132ZM248 130L249 131H255V132L253 134L248 135V133H247ZM10 131H12V132H10ZM26 132H28V133H26ZM33 132H34V134H33ZM6 133L8 134L7 135L8 137L5 135ZM19 133H21V134H19ZM30 135H34L33 141H30V138L28 137ZM243 135L248 137V141L245 145V150L241 151L243 147H242V145L239 146L238 143L240 142V139ZM16 136H19V137H16ZM3 138H4V140H3ZM253 138H256V141L254 142V144L252 143ZM15 140H16V142H15ZM24 142H26V143L25 144H19V143H24ZM11 143L12 144L14 143L17 145V146L13 145V146H15V150H14V147L12 146ZM236 146H238V147H236ZM17 147H18V150H17ZM230 147H232V144ZM4 150H6V151H4ZM13 152H15L16 155L13 154ZM1 153H2V155H1ZM3 153H5V154H3ZM21 155H23V156H21ZM54 155H55V157H53ZM20 156H21V158H20ZM27 156H29V157L27 158ZM88 158L90 159V161L92 160L91 157H88ZM13 159H14V161H13ZM180 159L181 160L184 159V161L183 162L179 161ZM63 160H64V163H63ZM263 160H264V157H263ZM43 161L47 164H45ZM87 161L88 162H86V163L90 162L89 160H87ZM15 162H17V163H15ZM61 162H62V164H61ZM91 162H94V160H92ZM177 162H178L177 166H179V167L176 166V168H175L173 165L177 164ZM262 162L264 163V161H262ZM57 163H58V169L56 167ZM60 165H61V167H60ZM165 165H168V167L167 166H166L167 168L164 167ZM16 166H18V167H16ZM172 166L175 168V170H174V168H172ZM14 167H16V169ZM27 167H29V168H27ZM43 167H44V169H43ZM67 167H68V169H67ZM33 169H34V171H33ZM65 169H67V170H65ZM87 169H89V166ZM171 169H173L175 172ZM177 169H179V170H177ZM210 170H211V172H210ZM18 171H19V173H18ZM55 172H56V174H55ZM227 172L230 173L229 175L231 177H234V173L232 171L227 170ZM37 174H39V175H37ZM57 174H58V176H57ZM174 174H175L176 178H174L175 177ZM11 175H13V174H11ZM32 176H33V178H32ZM245 177H247L246 178L247 180L245 179ZM42 178H44V179H42ZM180 178H181V181H178V180H180ZM230 179L231 178H227V180H229V181H230ZM256 180L261 181V182L260 183L254 182ZM181 182L182 183L184 182V183L180 186L179 184H181ZM202 183H204L205 186H199V185H202ZM49 184L51 185V187ZM196 186L202 187V188L203 187H209L210 189L207 188L206 190H210V191H213V189L215 187L219 188L220 189L219 195H216L217 196L216 197L215 195L206 194L205 193L206 191L200 192V191H202L201 190L202 188H198V187L196 188ZM180 190L182 193L179 192ZM239 192H241V191H239ZM185 197L187 198V200H185ZM37 199L38 198H36V204H40L41 200L40 199L37 200ZM251 205H255V206H251ZM198 214H199V216H198ZM196 223H197V225H196ZM194 224H195V226H197V228H199L201 230V234L198 236L197 240L191 241L188 244H185L184 242H180L181 237H183L182 231H184V229L192 228V226ZM219 225H223V226L219 227ZM230 227L232 228V231L235 230V232H236L235 235H233V233L230 231L229 232L225 231V232H223V234H224V237L226 238V239L224 238V243L228 240V238L231 239L232 235H233V237H235V236L237 237V239L233 242V243H237V244L235 247L232 248V249H235V251L230 254L233 256H228L227 254H224L223 256L221 255V256H218L217 258L214 259L213 258L214 256L212 254L213 250L215 249L216 251H221V249H222V248H219L216 244L202 250L203 245L200 244V240L203 237L210 238L213 235L212 230H214V229L219 228L221 230L222 229L228 230ZM140 232H141V234H140ZM170 232H173V235H170L169 234ZM146 234L148 237L146 236ZM146 238H147L149 243L147 242V240L145 242ZM150 244L151 245L153 244V245L151 246ZM146 246H149V247H146ZM186 247H187V249H186ZM183 251H184V253H183ZM201 254H202V256H200ZM184 255H186V256H184ZM198 255L200 256V258H198L199 257ZM154 258H152V259H154ZM208 259H210V260H208ZM149 264H154V263L151 262Z\"/></svg>",
	"mask_w": 264,
	"mask_h": 264
}]
</instances>
